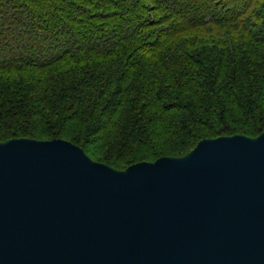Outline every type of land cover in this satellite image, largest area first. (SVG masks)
I'll return each mask as SVG.
<instances>
[{"label": "trees", "instance_id": "16d2710c", "mask_svg": "<svg viewBox=\"0 0 264 264\" xmlns=\"http://www.w3.org/2000/svg\"><path fill=\"white\" fill-rule=\"evenodd\" d=\"M264 131V0H0V142L124 169Z\"/></svg>", "mask_w": 264, "mask_h": 264}, {"label": "water", "instance_id": "95a60500", "mask_svg": "<svg viewBox=\"0 0 264 264\" xmlns=\"http://www.w3.org/2000/svg\"><path fill=\"white\" fill-rule=\"evenodd\" d=\"M0 264H264V131L124 169L0 142Z\"/></svg>", "mask_w": 264, "mask_h": 264}]
</instances>
